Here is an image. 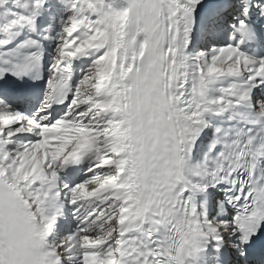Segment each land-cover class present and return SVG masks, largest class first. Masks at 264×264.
Masks as SVG:
<instances>
[{
	"label": "snow or ice",
	"instance_id": "6c2138e0",
	"mask_svg": "<svg viewBox=\"0 0 264 264\" xmlns=\"http://www.w3.org/2000/svg\"><path fill=\"white\" fill-rule=\"evenodd\" d=\"M0 264H264V0H0Z\"/></svg>",
	"mask_w": 264,
	"mask_h": 264
}]
</instances>
